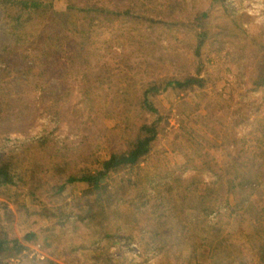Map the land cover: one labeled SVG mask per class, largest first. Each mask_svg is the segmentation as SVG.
Listing matches in <instances>:
<instances>
[{
    "label": "rangeland",
    "instance_id": "374dc122",
    "mask_svg": "<svg viewBox=\"0 0 264 264\" xmlns=\"http://www.w3.org/2000/svg\"><path fill=\"white\" fill-rule=\"evenodd\" d=\"M52 1L55 9H67V0ZM100 2L128 12L110 15L94 37L97 67L70 80L59 103L52 94L28 97L39 111L13 120L7 133L0 127V158L23 176L17 185L0 186V234L25 246L1 254L0 264L48 258L61 264H259L253 257L263 243L259 222L235 208L224 188L236 164L264 159V86L255 88L264 65V0ZM199 33L206 41L198 58ZM198 64L205 87L150 96L164 118L135 170L112 175L98 203L84 195L85 182L56 193L64 172L80 176L136 139L137 126L153 118L139 105L152 80L194 75ZM192 176L199 189L187 198L177 192L178 181ZM150 190L151 204L138 207L139 195ZM221 196L233 207L205 215L204 202ZM254 202L258 214L261 192ZM92 204L96 221L80 220ZM212 238L226 239L228 247L213 251Z\"/></svg>",
    "mask_w": 264,
    "mask_h": 264
},
{
    "label": "trees",
    "instance_id": "16d2710c",
    "mask_svg": "<svg viewBox=\"0 0 264 264\" xmlns=\"http://www.w3.org/2000/svg\"><path fill=\"white\" fill-rule=\"evenodd\" d=\"M66 10L59 11L54 8L53 1L36 0H0V127L3 133H7L13 120L27 116L37 110L31 108L28 97L39 99L45 94L64 97L67 92V84L70 80H81L90 75L89 71L100 63L94 57L98 50V41L94 37L99 34L101 25L110 18V15H121L128 10H112L100 0H67ZM97 27V30L94 28ZM206 36L198 34L195 54L199 58ZM203 64H198L196 73L185 76H167L162 79L152 80L142 91L139 105L142 109L153 114L149 122H143L136 128V139L127 148L107 154L95 167L85 168L81 175H66L65 181L56 184V193L64 191L68 184L85 182L88 187L84 189V195L89 199L100 200L102 193L108 187L107 181L121 171H133L139 163L148 157L150 150L157 141L161 132L160 125L163 116L150 99L151 95H157L168 89L187 90L203 88L206 78L202 75ZM264 86V65L258 70L255 88ZM86 95L92 98V92L85 90ZM67 98V97H66ZM65 99V97H64ZM63 99V100H64ZM55 110V105H49ZM39 111V110H38ZM37 111V112H38ZM43 111V110H42ZM9 134V133H8ZM238 162V161H237ZM193 169L198 165L192 164ZM264 159L262 163L253 160L238 163L235 174L229 179L225 193H230L234 199V207L253 215L255 222H259L258 229L262 237L260 245L253 249V257L259 264H264V206L254 211L256 204L254 197L258 193L264 196ZM23 179L20 169L12 161L0 158V186H14ZM200 181L192 176L186 180L178 181L177 192L184 193V197L190 198L191 194L199 189ZM140 186V184H139ZM151 190L139 195L141 204L138 207L151 204ZM148 195V198H145ZM92 199V200H93ZM215 199V200H214ZM204 202L203 211L210 215L220 208H232L228 199L214 198ZM135 200H132L134 204ZM131 204V205H132ZM159 204L156 202L154 207ZM91 209L85 215L80 216L84 221L91 218L96 221L98 214ZM102 221L100 220V225ZM32 234L25 238L31 239ZM226 239L212 238L213 251L220 252L228 247ZM14 248L17 253L24 250V244L17 238L11 239L7 235L0 234V255ZM42 264H61L53 259H46Z\"/></svg>",
    "mask_w": 264,
    "mask_h": 264
}]
</instances>
